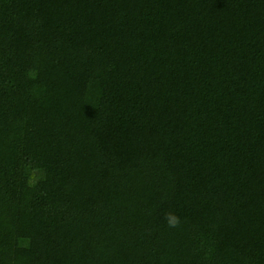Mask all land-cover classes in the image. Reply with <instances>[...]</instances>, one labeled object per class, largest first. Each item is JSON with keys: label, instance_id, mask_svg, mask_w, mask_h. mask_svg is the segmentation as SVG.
I'll list each match as a JSON object with an SVG mask.
<instances>
[{"label": "trees", "instance_id": "1", "mask_svg": "<svg viewBox=\"0 0 264 264\" xmlns=\"http://www.w3.org/2000/svg\"><path fill=\"white\" fill-rule=\"evenodd\" d=\"M0 264H264V0H0Z\"/></svg>", "mask_w": 264, "mask_h": 264}, {"label": "clouds", "instance_id": "2", "mask_svg": "<svg viewBox=\"0 0 264 264\" xmlns=\"http://www.w3.org/2000/svg\"><path fill=\"white\" fill-rule=\"evenodd\" d=\"M165 220L170 228H176L180 224L179 218L171 212L165 214Z\"/></svg>", "mask_w": 264, "mask_h": 264}]
</instances>
